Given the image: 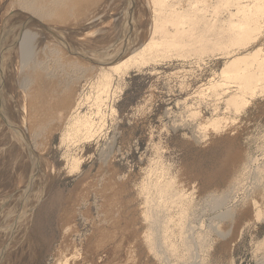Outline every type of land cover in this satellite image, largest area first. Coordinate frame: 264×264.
I'll list each match as a JSON object with an SVG mask.
<instances>
[{
	"label": "rangeland",
	"instance_id": "obj_1",
	"mask_svg": "<svg viewBox=\"0 0 264 264\" xmlns=\"http://www.w3.org/2000/svg\"><path fill=\"white\" fill-rule=\"evenodd\" d=\"M92 1L89 11L76 2L82 25L91 10L106 5V14L92 21L96 24L80 25L74 39H67L74 44L70 49L88 47L93 39L96 52V40L114 33L118 20H128L127 29L140 25L145 33L151 11L159 7L155 0ZM246 1L230 0L229 8L217 4L212 15L219 19L213 20L219 23L227 10L235 13L234 5ZM77 4L64 14V27L45 26L66 30L65 35L75 30L81 24ZM7 5L9 0H0V37L17 17ZM68 18L71 28H66ZM258 19L253 25L260 22L259 29L248 27L229 43L213 42L212 49L209 42L210 48L196 55L191 47L167 51L166 57L116 78L97 100L95 91L83 86L84 77L71 78L70 94L68 82L60 80L65 92L52 97L48 81L56 62L49 54L42 58L50 38L41 26L26 23L5 36L0 44V264H264V18ZM41 59L50 73L44 89L39 79L32 85L22 79ZM230 60L235 62L229 70ZM247 72L262 74L263 88L247 95L236 111L226 100L243 87L238 75ZM77 113L90 118L91 133L62 138L69 116ZM34 114L48 122L37 135ZM166 184L169 192L161 195L155 186Z\"/></svg>",
	"mask_w": 264,
	"mask_h": 264
},
{
	"label": "bare ground",
	"instance_id": "obj_2",
	"mask_svg": "<svg viewBox=\"0 0 264 264\" xmlns=\"http://www.w3.org/2000/svg\"><path fill=\"white\" fill-rule=\"evenodd\" d=\"M93 1L92 2L95 3V0H93ZM152 1H151V3H152ZM156 1L158 2L157 6H159V7L157 8L155 6L156 9H154V10L152 8L153 12L151 11V13H153V17L150 15V17H152V19H150V27H148L146 29L145 33H143V31L141 32L139 30L140 25L135 26L136 28H133V29H132V25H131L130 29H127L129 27V24H130L128 22V20L124 23L121 22L120 20H118V22H115L117 24V26H116L117 28L115 29L114 33H112L111 35H108V36L105 35V37L102 36V38L100 37L98 40H96V42H95L96 44H94V45L95 46L97 45L98 48H97L96 52H93V49H92L93 46H91V44L95 40L92 39L93 42L92 43L90 42L91 44L90 43L88 44L90 46L87 45L88 47H91V49H92V51H91V49L86 47V46L80 47L83 50L82 49L78 50L79 48L76 50L70 49V48L74 47L73 46L74 44L72 46L69 45V43H67V41L69 42V40H67V39L72 40L73 35H74V37L77 35V33L80 31V29H79L80 25L86 27L88 25V22H91L90 24H92V21H95V20L102 18L103 13L106 14V10L103 9V7H105L106 5L103 7H99L98 9L96 8L95 11L91 10V12L93 11L92 13L91 12L89 14L86 13V14H88L87 17H85V22H87V25L86 24L82 25L81 16L83 14L80 16V13L77 12L78 8H79L77 3H79L80 5H81V3H83L82 4V5H84V6H82L83 10L86 8L85 10L89 11V9H90V8H88L90 6L88 3L89 0H88V2H86L85 0H83V2H81V0H79V1H76L77 3L75 2V0H9V5H7V7L8 6L9 7L7 9L15 10L14 12H16V14H14V16H17L16 17L17 19L15 18L14 23L8 22V25H6L7 26L6 29L2 28V30H1L2 35L0 37V44H1L2 40H5V36H8L9 33H11L12 31H15V30L22 28L24 26V24H26V23H28V24L31 23L35 26H41L42 29L44 30L42 32L46 33V35L50 38L49 41L45 42V45L43 48V50H44L43 55L44 56L42 55V58L44 57L43 59H45V58L47 59V57H49L48 56V54H49V55H52L53 58H55V62H56V66H55L56 69L53 70L54 72L52 71L53 73L51 72L52 73L51 78H49V81H48L49 87H50L49 90H51L52 97H55V96L60 97V95H61L60 93L65 92L64 90H61V87H60L61 81L60 80H62V81L65 80V82H68L66 85V89H67V92L70 94V91L72 90V87L70 86L71 78L75 79L77 77H84L83 86H87L86 88L90 89L89 91H95V95L97 96V97H95V100H97L99 98V96L102 97L105 94V92H107V90L113 85V82L116 81L115 80L116 78L120 79L121 77L125 76L126 74H128L130 72L137 71V70H140V69L146 67L147 65L155 62V60L158 59V57L159 58L162 57L161 55L166 57L167 51L170 52V50H172V51L178 50L181 53L183 51H180V49L183 50L184 48H186L188 50V48L191 47V48H193L192 49L193 51L194 50L197 51V53H195V55H196V54H198V50L201 51V49H203V50L206 49L205 48L206 45H208L207 46V50H208V47L210 46L209 42H212V43L214 42V43H216L215 45H217V43H223V42L229 43L230 40L233 41L234 39H236V37H235V36H237L236 34L240 35L242 33L241 31H243V30L246 31L245 29H247L248 27H250V28H248L250 31L253 30L255 27L259 26V23H260L259 22V23H257L258 24L257 26H254L256 20L258 18H261V16H262V18H264L263 17L264 16V0H248V1H246V2H248L247 4L246 3L241 4V2L236 3L234 5L236 8L235 9L236 14L234 13L233 10H232L233 12H230V10H227L224 7L225 11L227 10L226 11L227 13H224V15L225 14H227V15L225 18L223 17L224 20H222V18H221L220 22L226 23V24L222 23L221 24L222 26L221 25L219 26L220 22L219 23L217 22L218 21L217 19H219L217 13H216L217 18L212 14L215 13V12L213 13L214 10H216L217 8H220L223 5L224 6L226 5V8L228 7L227 5L230 6V4H231V6H232L234 3L230 2V0H170V1L169 0L168 1L167 0H155L154 2H156ZM154 2H153V4H154ZM228 2H230V3H228ZM76 4H77V6H74V7L77 10H74V11H75V13L77 12L78 13L77 15L80 16V17L78 16L79 17L78 19L80 20V22L79 21L78 22L81 24L75 26L76 27V29H75V27L73 25H75L76 23L78 24V22H76V20H75V24L73 23V25H72L73 26L72 29H75V30L70 31V33L68 30L69 35H68V33H67V35H65L66 33L64 34L63 31H66V30H63L62 33H57L56 31H58L59 29L57 30L56 27L55 28H52V27H54L55 25H59V24L62 25V23H65L66 21L61 23V21H63L64 14L69 12V10L72 9V6L76 5ZM102 4H104V3H102ZM86 5H89V6H86ZM91 5H93V4L91 3ZM216 5L220 6V7H217ZM99 6H101V5H99ZM134 6L135 5H133L130 8V10H132ZM94 7H96L95 4H94ZM94 7H92V8H94ZM146 7H147V5H146ZM81 8H79L80 11L82 10ZM115 11H116V8H115ZM218 11H220V10H218ZM71 13H72V10H71ZM239 13H242L241 16H239V15L236 16ZM65 15H66V17L68 16L67 14H65ZM109 15H113V13L109 14ZM142 15H144V17H145V13ZM211 15H212V18H211ZM234 16L239 17V19L237 18L238 21L236 20V18ZM257 16H259V17H257ZM66 17H64V18H66ZM70 17H72V16L70 15ZM75 17H77V16H75ZM213 17L217 21L213 20L214 19ZM233 17L235 18V21H234ZM73 18H74V16H73ZM83 18H84V16H83ZM141 18H142V16H141ZM74 19H76V18H74ZM70 20L71 19H69L67 21L66 28H67V26L70 27L69 24L72 22V20H71V22H69ZM130 20H131V18H130ZM100 21L101 20H99V22ZM144 22H146V17H145ZM94 23L96 24L98 22H93V24ZM214 23L216 24V26L214 25ZM45 24H50V25H52V27H50V26L46 27ZM90 24H89V26H91ZM251 24L252 25L254 24L253 28L250 26ZM63 25L65 26V24H63ZM63 25L60 27H64ZM60 27H58V28H60ZM145 27H147V25H145ZM81 28H84V27H81ZM83 30H85V29H83ZM21 32H23V33L25 32V34H24L25 36H26V34L28 35V33H26V29L21 31ZM140 32L143 33L144 36L143 35L139 36ZM231 33L234 34V36ZM62 36H63L62 39H65L66 41L63 42L60 39V37H62ZM78 37L79 36H77L76 38H78ZM233 37H235V38L233 39ZM237 37H239V36H237ZM40 39L45 41L44 38L40 37ZM85 39H87V38H85ZM72 42L75 43L74 41H72ZM65 43L68 45H66ZM214 43L211 45V49H212V46L214 45ZM60 44H64L67 47L65 46L64 48H62V46H59ZM236 46H237V44H236ZM76 47H78V46H76ZM227 47H229V46H227ZM224 48H222V49H224ZM190 49H189V51H190ZM189 51L184 52V54L189 52ZM163 52L165 53V55L163 54ZM203 52H206V51H203ZM209 52H211V50ZM65 54H68V56H66ZM201 54H200V56H201ZM175 55H176V53H175ZM185 55H184V57H185ZM52 56H50V57H52ZM178 56L177 57L180 58V55H178ZM40 57H39V59H40ZM174 57H176V56H174ZM204 57H206V55H204ZM43 59H41L42 61L40 60V62H38V66L34 67L35 66L34 65L33 66L34 68H32L30 71L27 70L25 73H23L22 79L26 80L27 83H28V81L30 82L32 80H38L39 79L41 81V84L43 83L42 88L44 89V87H46L44 83L47 82V77L50 73L46 70L47 64H45V62H43ZM233 60H235V59H233ZM36 61H38V59ZM51 61H54V60H51ZM85 61H90L91 65H89L88 62L86 63ZM234 62L231 60H230V62H227L226 63L227 65H225L226 68L228 66H231V68H232L234 66ZM237 62H236V65H238ZM239 63H240V61H239ZM53 68H54V66H53ZM226 68L224 67V69L222 70V73L223 72L225 73ZM4 70H6V69H4ZM229 70H230V68H229ZM55 72L57 74H55ZM251 72L249 73L250 76H249L248 72L246 74H244L245 76H243V74L241 76L238 75V79L240 80L239 84L241 83L243 85V87L241 85H239L240 87L239 86L237 87L236 92H234L233 95L229 96V99L226 100L227 103L230 104V106H233L232 107V108H234L233 110L237 111L240 108L242 109L243 105H245L247 103L245 101L246 96L247 95L248 96H251V95L254 96V94H257L258 91L261 88H263L262 84H261V80H260L263 77V75L259 74L260 73L259 72L258 73L259 76L262 75V76H260L261 77L260 78L258 75L256 76V74H255V76L258 77V79H257V78H255L254 75H251ZM2 73L3 72L0 71L1 75H2ZM61 75L63 76V79H62V77H61V79L59 78ZM56 77L58 78L57 79L58 81L55 80L56 81L55 82L54 78H56ZM258 80L260 81V84H261V85H258L259 87L254 85L256 83H259ZM262 82H264V81H262ZM30 83H31V85L33 84L32 82H30ZM250 83H252V85H254L255 87L253 86V88H252ZM31 85L29 84V86H31ZM211 85H212V83H211ZM31 90H32V87H31ZM31 90H29L30 95L35 94V89H33L34 91H31ZM59 91H61V92H59ZM57 100H60V99H57ZM77 105H79V104H77ZM77 107L78 106H76V109H77ZM233 110H232V112H235ZM35 114L37 115L38 113H36V111H35ZM35 114L33 115L35 122L33 123L34 127H33L32 131L35 132L37 135V133L39 131H41L47 127L48 122H46V118H44V119L42 118V120H40L41 118H36ZM47 121H48V119H47ZM214 124H215V122H214ZM65 126H64L65 127L64 132L62 134L63 135L62 138L69 139V140H72V139L75 140L77 138H80L81 136L84 137V136L89 135L92 131L93 125H92L89 117H87L85 115L81 116L79 114L78 115L71 114L69 116V119L67 120V123ZM168 186L169 185L166 184V185H157L155 187H156L157 191L159 193H161V195L162 194L164 195L165 193L169 192V191H167L169 188ZM159 193H158V195H159ZM160 203H161V201H160ZM157 204H158V202H157ZM181 209H182V207H181ZM182 216H184V214ZM173 217H170V218H173ZM171 247H172V245H171Z\"/></svg>",
	"mask_w": 264,
	"mask_h": 264
}]
</instances>
